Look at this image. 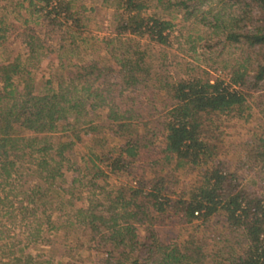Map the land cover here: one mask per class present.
Segmentation results:
<instances>
[{"label": "trees", "instance_id": "trees-1", "mask_svg": "<svg viewBox=\"0 0 264 264\" xmlns=\"http://www.w3.org/2000/svg\"><path fill=\"white\" fill-rule=\"evenodd\" d=\"M22 1V6L29 3L28 11L42 13L53 25L65 21L72 39L77 33L73 29L81 27L71 2ZM157 1L166 11L197 19L224 36L225 43L238 45L244 50L243 63L233 68L228 80L193 76L163 82L147 65V55L131 43L118 68L95 62L74 66L57 80V88L48 81L46 92L35 89L32 72L19 59L0 63V188H12L11 183L26 172L27 177L37 176L48 185L32 188L26 199L29 205L36 204L31 198L53 191L63 153L74 145L59 141L62 161H54L50 135L61 130L63 136L71 133L67 139L74 136L80 141L84 133L103 149L102 134L115 129L118 145L91 156L97 171L90 184L94 188L97 180L107 177L99 166L103 160L112 174L126 172L130 182L121 185L112 199L108 195L110 206L91 198L88 211L79 210L80 222L99 238L96 248L103 257L99 264H264V122L238 165L224 156L213 137L216 117L243 116L253 93L264 120V0H218L232 11L226 14L215 13L216 0ZM204 2L211 4L207 10ZM112 6L121 12L117 37L169 43L173 22L147 14L143 0H114ZM24 75L28 80L20 87L15 81ZM156 114L161 115V131L153 134L146 120ZM40 153L42 157L37 156ZM173 163L176 169L207 171L197 182L180 187L178 177L166 174ZM11 188L10 193L16 192ZM5 198L0 197L2 207H8ZM22 205V211L30 208ZM197 222L196 229L204 231L202 239L195 231L174 239L162 231Z\"/></svg>", "mask_w": 264, "mask_h": 264}, {"label": "rangeland", "instance_id": "rangeland-1", "mask_svg": "<svg viewBox=\"0 0 264 264\" xmlns=\"http://www.w3.org/2000/svg\"><path fill=\"white\" fill-rule=\"evenodd\" d=\"M65 1L72 3L74 14L81 19V27L73 29L77 31L73 39L62 19L61 24L53 25L42 13L33 14L34 9L28 11V2H24L22 6V0H0V63L6 64L19 59L22 67L29 68L28 71L32 72L30 78L39 92L47 91L48 81H52L51 87L57 88V80L74 71V66L95 62L100 66L118 68L127 44L131 43H137L139 49L147 55V65L162 77L163 82L164 79L174 82L193 76L228 80L233 68L245 59L244 50L238 45L225 43L224 36L216 34L197 19L185 20L177 12L166 11L163 6L158 5L157 0L143 2L148 5L147 14H156L173 22L174 28L168 32L170 37L167 45L155 44L149 37H117L116 20L121 12L112 6L114 0ZM210 5L204 2L203 10H207ZM223 5L216 0L215 13L232 12ZM26 20L29 24L25 23ZM24 80H28V76L24 75L23 80L16 79L15 82L22 87ZM2 85L0 80V88ZM257 100L256 94L249 96L250 108L243 116L234 113L215 119L214 140L220 144L224 156L233 160L236 165L242 151L255 140L258 126L264 122L262 113L255 106ZM160 120L161 115L158 114L155 118L146 120L151 133L158 134L161 131ZM63 134L59 130L50 135L55 146L54 161H62L57 153L59 141L74 142V145L63 153L65 161L62 162L61 176L55 182L53 191L32 197L31 200H35L36 204L29 205L26 198L31 197L32 188L38 184L46 188L48 184H43L37 176L27 177V172L11 183L16 192H9L10 185L0 188V197L8 196L5 198L8 207L0 204V264H99L98 261L103 260L96 248L99 238H94L80 222L82 215L79 210L88 211L91 198L110 206L108 195L111 194L112 199L121 185L130 182L126 172L112 174L107 162L103 160L99 166L106 172L107 177L97 180L94 188L90 184L91 175L97 171L90 161L91 156L110 152L118 145L116 130L110 129L108 133L102 134L103 141L107 143L103 149L94 143L91 135L83 133L82 139L78 141L74 136L68 139L65 137L71 136V133H65V136ZM150 136L149 133L148 137ZM59 137L64 138L57 141ZM42 147L43 145H39L37 148ZM37 156L43 155L40 153ZM52 165L56 166L53 163ZM175 165L176 163L170 165L166 174L171 173L178 177L180 187L197 182L200 174L207 171L204 167L192 172L188 167L176 169ZM23 184L26 185L22 188ZM26 190V194L21 193ZM22 204L30 208L22 211ZM197 224L199 223L185 227H168L162 231L170 239L178 235L186 238L195 231L202 239L205 237L204 231L201 227L196 229ZM139 233L144 235L143 228Z\"/></svg>", "mask_w": 264, "mask_h": 264}]
</instances>
